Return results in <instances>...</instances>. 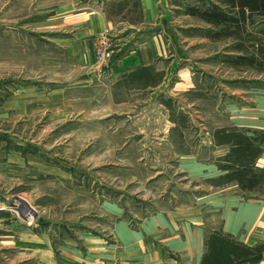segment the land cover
Returning a JSON list of instances; mask_svg holds the SVG:
<instances>
[{"label":"crops","instance_id":"crops-1","mask_svg":"<svg viewBox=\"0 0 264 264\" xmlns=\"http://www.w3.org/2000/svg\"><path fill=\"white\" fill-rule=\"evenodd\" d=\"M168 4L60 2L64 8L54 19L62 22L58 35L52 38L51 31H44L42 38L57 44L67 67L78 72L73 83L60 86L59 99L63 104L74 100L105 105L108 116L125 119L129 125L127 133L122 131L124 140L111 148L122 151L124 170L139 166L150 173L136 178L149 183L144 193L148 197L136 205L124 192L108 196L97 205L96 224L77 223L59 237L51 227L35 223L33 208L21 217L0 209V264H264V192L246 195L239 181L232 182L249 162L254 171L264 170V147L256 157L252 152L244 157L242 145L229 139L243 131L244 123L212 129L210 110L197 113L187 108L180 93L187 97L195 91L192 64L179 45V29L165 8ZM48 23L50 28L51 19ZM18 24L10 23L9 33V45L16 50ZM102 41L109 50L100 61ZM214 114L221 116L218 110ZM245 124L258 127L252 121ZM6 142L0 133V177L17 180L31 160ZM246 145L251 149L253 144ZM254 147L258 152L255 142ZM232 152H238L236 158ZM174 170L200 185L163 187L151 194L154 184L168 186L173 181Z\"/></svg>","mask_w":264,"mask_h":264},{"label":"rangeland","instance_id":"rangeland-1","mask_svg":"<svg viewBox=\"0 0 264 264\" xmlns=\"http://www.w3.org/2000/svg\"><path fill=\"white\" fill-rule=\"evenodd\" d=\"M64 1L0 0V106L4 115L0 133L4 142L12 143L20 155L31 160V165L20 169L17 180L0 177V209L21 217L16 209L23 206L20 199L26 200L37 213L35 223L41 228L51 227L58 237L77 223L96 224L97 205L108 196L124 192L132 204L143 203L149 183L136 178L150 174L139 166L124 170L122 151L111 148L116 141L120 145L124 140L129 125L125 119L108 116L109 110L102 107L105 105L74 100L63 104L59 99L60 86L73 83L78 70L67 67L62 49L57 44L44 43L42 37L44 31H51L52 38L58 35L62 22L54 19L59 17L64 8L60 2ZM168 2L165 8L174 15L179 45L192 64L195 91L187 93V97L185 92L180 93L188 102L187 108L197 113L210 110L212 129L216 125L232 128L244 123L243 131H235L229 139L242 145L244 157L246 152L256 157L264 147V18L254 16L245 30L237 33L229 26L208 25L190 12L216 6L227 11L218 0ZM12 22L19 23L17 50L9 45ZM108 47L104 41L99 43V54H107ZM215 110L221 112L220 118ZM251 121L258 127L245 124ZM249 133L250 137L246 135ZM249 143L253 144L251 149L246 145ZM232 153L236 158L238 152ZM252 164L241 167L242 174L235 175L232 181H239L246 195L264 192V170L254 171ZM170 176L173 181L168 186L158 182L150 189L151 194L163 187L174 190L177 186L186 189L200 185L178 170Z\"/></svg>","mask_w":264,"mask_h":264},{"label":"trees","instance_id":"trees-1","mask_svg":"<svg viewBox=\"0 0 264 264\" xmlns=\"http://www.w3.org/2000/svg\"><path fill=\"white\" fill-rule=\"evenodd\" d=\"M218 2L226 7L227 11L216 6L206 11L190 12L208 25L229 26V29L233 28L237 33L245 30V26L254 16L264 18V0H218Z\"/></svg>","mask_w":264,"mask_h":264},{"label":"water","instance_id":"water-1","mask_svg":"<svg viewBox=\"0 0 264 264\" xmlns=\"http://www.w3.org/2000/svg\"><path fill=\"white\" fill-rule=\"evenodd\" d=\"M21 202L23 203V206L21 208L18 209L20 215H23V213H26L28 211H33L32 207L29 205V203H27L26 201L20 199Z\"/></svg>","mask_w":264,"mask_h":264},{"label":"built area","instance_id":"built-area-1","mask_svg":"<svg viewBox=\"0 0 264 264\" xmlns=\"http://www.w3.org/2000/svg\"><path fill=\"white\" fill-rule=\"evenodd\" d=\"M105 57H106V54H105V52H102L101 54H99V60H104L105 59Z\"/></svg>","mask_w":264,"mask_h":264},{"label":"bare ground","instance_id":"bare-ground-1","mask_svg":"<svg viewBox=\"0 0 264 264\" xmlns=\"http://www.w3.org/2000/svg\"><path fill=\"white\" fill-rule=\"evenodd\" d=\"M24 215V214H23Z\"/></svg>","mask_w":264,"mask_h":264}]
</instances>
